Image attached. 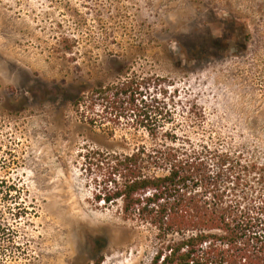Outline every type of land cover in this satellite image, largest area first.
I'll use <instances>...</instances> for the list:
<instances>
[{
	"label": "rangeland",
	"instance_id": "374dc122",
	"mask_svg": "<svg viewBox=\"0 0 264 264\" xmlns=\"http://www.w3.org/2000/svg\"><path fill=\"white\" fill-rule=\"evenodd\" d=\"M128 78L148 91L136 107L93 95ZM146 110L264 164V0H0V264L151 262L150 232L97 201L87 157L150 145L128 112Z\"/></svg>",
	"mask_w": 264,
	"mask_h": 264
},
{
	"label": "trees",
	"instance_id": "16d2710c",
	"mask_svg": "<svg viewBox=\"0 0 264 264\" xmlns=\"http://www.w3.org/2000/svg\"><path fill=\"white\" fill-rule=\"evenodd\" d=\"M231 47L248 48L247 25L234 26ZM104 101L145 102L146 89L135 79L93 90ZM86 97L74 108L84 120ZM114 112L118 111H112ZM151 137L129 152L94 151L88 155L95 173L96 199L118 206L125 221L151 234L149 264H264V164L246 150L213 141L195 142L166 124L175 111H128ZM195 121L205 114L192 111ZM152 119L162 125H148Z\"/></svg>",
	"mask_w": 264,
	"mask_h": 264
}]
</instances>
